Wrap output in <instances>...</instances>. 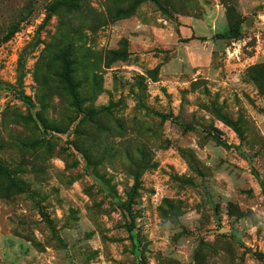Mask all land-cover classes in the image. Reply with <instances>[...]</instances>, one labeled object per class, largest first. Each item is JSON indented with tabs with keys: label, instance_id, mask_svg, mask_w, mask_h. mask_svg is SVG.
<instances>
[{
	"label": "rangeland",
	"instance_id": "1",
	"mask_svg": "<svg viewBox=\"0 0 264 264\" xmlns=\"http://www.w3.org/2000/svg\"><path fill=\"white\" fill-rule=\"evenodd\" d=\"M0 264H264V0H0Z\"/></svg>",
	"mask_w": 264,
	"mask_h": 264
},
{
	"label": "trees",
	"instance_id": "2",
	"mask_svg": "<svg viewBox=\"0 0 264 264\" xmlns=\"http://www.w3.org/2000/svg\"><path fill=\"white\" fill-rule=\"evenodd\" d=\"M24 99L27 100V102H28L29 104H31V102H30V100H29L28 97H25Z\"/></svg>",
	"mask_w": 264,
	"mask_h": 264
}]
</instances>
